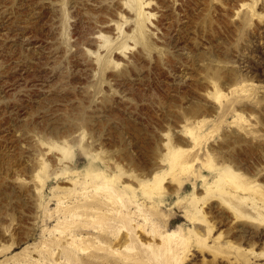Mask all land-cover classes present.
Listing matches in <instances>:
<instances>
[{"label": "rangeland", "instance_id": "rangeland-1", "mask_svg": "<svg viewBox=\"0 0 264 264\" xmlns=\"http://www.w3.org/2000/svg\"><path fill=\"white\" fill-rule=\"evenodd\" d=\"M96 177L181 264H264V0H0V264L53 247L57 196ZM99 241L72 264H162Z\"/></svg>", "mask_w": 264, "mask_h": 264}, {"label": "bare ground", "instance_id": "bare-ground-1", "mask_svg": "<svg viewBox=\"0 0 264 264\" xmlns=\"http://www.w3.org/2000/svg\"><path fill=\"white\" fill-rule=\"evenodd\" d=\"M142 3L144 6L148 2ZM125 37L128 38L129 35ZM170 158L171 163L180 168L187 164L185 160L174 154H171ZM97 177L84 180L79 190L69 189L66 194L57 196L56 206L59 217L56 220L55 231H58L57 227L61 230L56 238L51 237L53 247L38 246L40 248L38 258L25 255L23 263L72 264L71 261L75 259L76 253L86 250L89 246H99L102 243L99 241L101 235L110 231V237H113L122 230L131 242L136 241L141 244L162 264H181L186 253V239L175 230L160 231L157 222L144 211L143 202L138 203L127 195L115 191L108 178ZM146 208L154 209L152 205ZM151 212L154 214L152 210ZM111 225H115L116 229H110ZM98 227L103 234L88 232L90 230L88 228L97 230ZM140 233L157 239L160 243L143 244L139 240ZM56 250L60 254L58 258L55 257Z\"/></svg>", "mask_w": 264, "mask_h": 264}]
</instances>
